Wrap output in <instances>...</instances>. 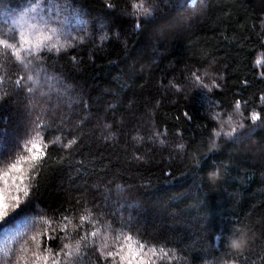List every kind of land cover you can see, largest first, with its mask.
<instances>
[{
  "label": "trees",
  "instance_id": "obj_1",
  "mask_svg": "<svg viewBox=\"0 0 264 264\" xmlns=\"http://www.w3.org/2000/svg\"><path fill=\"white\" fill-rule=\"evenodd\" d=\"M0 197V264H264V0H0Z\"/></svg>",
  "mask_w": 264,
  "mask_h": 264
},
{
  "label": "snow or ice",
  "instance_id": "obj_2",
  "mask_svg": "<svg viewBox=\"0 0 264 264\" xmlns=\"http://www.w3.org/2000/svg\"><path fill=\"white\" fill-rule=\"evenodd\" d=\"M237 106H239V105H237ZM253 119H258V117H253ZM35 159V158H34ZM12 168H16V165L15 164H13L12 166H11ZM27 191H25L24 192V195L25 196H27ZM18 204L19 203H17L16 205H15V207L16 206H18ZM15 207H13V209L15 208ZM8 214V210H7V208L5 207V205H4V203H3V199H2V197H0V218H3L4 216H6ZM234 236H236V234H233ZM237 248H234V247H232L231 246V244H229V246H228V251H233V250H236Z\"/></svg>",
  "mask_w": 264,
  "mask_h": 264
},
{
  "label": "clouds",
  "instance_id": "obj_3",
  "mask_svg": "<svg viewBox=\"0 0 264 264\" xmlns=\"http://www.w3.org/2000/svg\"><path fill=\"white\" fill-rule=\"evenodd\" d=\"M233 244H234V245H239V246L242 247V246H243V241L237 239V240H235V241L233 242Z\"/></svg>",
  "mask_w": 264,
  "mask_h": 264
}]
</instances>
